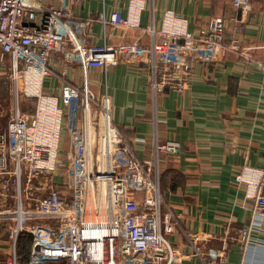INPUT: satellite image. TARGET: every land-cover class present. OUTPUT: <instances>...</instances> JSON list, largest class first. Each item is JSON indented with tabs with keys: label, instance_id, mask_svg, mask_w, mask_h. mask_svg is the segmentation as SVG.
Listing matches in <instances>:
<instances>
[{
	"label": "built area",
	"instance_id": "built-area-1",
	"mask_svg": "<svg viewBox=\"0 0 264 264\" xmlns=\"http://www.w3.org/2000/svg\"><path fill=\"white\" fill-rule=\"evenodd\" d=\"M68 1V7L57 8L42 0H0V61H10L16 78L30 70L42 74L37 95L30 93L24 80L25 97L38 99L35 110H23L18 96L6 128L0 131V197L6 201L0 219L6 222L12 241L5 264H20L17 247L24 233L32 235L28 264H175L185 256L204 264H227V246L221 250L208 246L199 233H187L189 252L170 240L180 215L164 197L161 161L179 153L182 146L161 143L159 113L152 155L139 159L114 122L112 97L107 91L96 93L88 81L91 69L106 72L122 60L144 64L157 110L163 94H183L194 69L177 50L179 43L210 45L214 58H220L227 48L224 17L210 19L207 31L197 37L189 30L188 20L169 10L161 29L155 27L154 16L145 28L151 37L149 48L138 42L112 45L111 29L141 27L145 0H132L127 16L115 11L110 19L104 14L99 17L104 35L98 45L89 40L91 21L74 18L72 5L85 0ZM251 3L232 0L243 17L251 11ZM239 23L241 27L245 20ZM56 55H62V60L55 61ZM240 56L255 62L250 52ZM76 63L84 83L69 89L70 105L64 109L56 95L41 91L43 80L53 69ZM256 63L264 72V61ZM67 126L71 160L61 158L60 141ZM247 174L258 182L252 195L248 193L254 200L251 216L238 231L240 264H251L249 256L257 245L253 234L264 223V170L245 166L237 176L250 191ZM57 175L60 184L55 183Z\"/></svg>",
	"mask_w": 264,
	"mask_h": 264
},
{
	"label": "crops",
	"instance_id": "crops-1",
	"mask_svg": "<svg viewBox=\"0 0 264 264\" xmlns=\"http://www.w3.org/2000/svg\"><path fill=\"white\" fill-rule=\"evenodd\" d=\"M42 1L57 8L69 5L68 0ZM131 1L85 0L72 5V11L76 20L91 21L89 40L100 45L104 30L99 17L104 14L110 19L115 11L127 16ZM250 9L243 17L233 8L232 0H145L140 28L111 29L110 44L138 42L149 48L151 37L145 28L153 16L155 27L161 29L164 14L171 10L188 20L189 30L197 37L207 31L210 19L224 17L227 48L220 58H214L210 45L179 43L177 50L186 55L194 69L183 94L175 91L163 94L157 110L150 96L146 65L122 60L106 72L101 69L88 72L91 89L98 94L107 91L112 97L114 122L131 141L139 159L152 155L156 111L159 113L157 130L161 143L178 142L182 146L179 153L166 155L161 161L164 197L180 215L170 240L175 247L189 252L187 233H199L208 246L217 250L227 246V264L241 263L238 231L248 223L254 204L247 183L239 182L237 176L245 166L264 170V72L256 63L264 61V0H252ZM242 18L245 23L240 27ZM240 52H250L255 62L243 60ZM60 56L56 55L55 61H61ZM43 82L41 91L56 95L65 109L70 105L69 89L84 83L83 72L79 64H70L66 69H53ZM62 132L61 158L71 160L69 127ZM59 181L57 175L55 183L60 184ZM5 203L0 197V209ZM253 238L257 245L252 247L249 262L264 264V223ZM22 244L20 239L18 246ZM11 247L8 226L0 219V264H5ZM19 254L20 264H24V256L20 251ZM175 264L204 263L197 257L185 256Z\"/></svg>",
	"mask_w": 264,
	"mask_h": 264
},
{
	"label": "rangeland",
	"instance_id": "rangeland-1",
	"mask_svg": "<svg viewBox=\"0 0 264 264\" xmlns=\"http://www.w3.org/2000/svg\"><path fill=\"white\" fill-rule=\"evenodd\" d=\"M2 63L4 67L2 68L3 72L0 73V131L6 128L10 119L12 106L15 104L18 96H20L21 108L26 112H33L37 106L35 100L25 98V73L21 72L16 78L11 70L10 61L5 58Z\"/></svg>",
	"mask_w": 264,
	"mask_h": 264
},
{
	"label": "bare ground",
	"instance_id": "bare-ground-1",
	"mask_svg": "<svg viewBox=\"0 0 264 264\" xmlns=\"http://www.w3.org/2000/svg\"><path fill=\"white\" fill-rule=\"evenodd\" d=\"M41 76L42 74L38 70H30L25 74L24 80L28 83V90L30 93L37 95L39 92L41 87ZM246 178L250 181V192H253L258 181L255 177H252L249 174L246 175Z\"/></svg>",
	"mask_w": 264,
	"mask_h": 264
},
{
	"label": "trees",
	"instance_id": "trees-1",
	"mask_svg": "<svg viewBox=\"0 0 264 264\" xmlns=\"http://www.w3.org/2000/svg\"><path fill=\"white\" fill-rule=\"evenodd\" d=\"M23 240V244L22 246H18L17 250L20 251L23 254V259L22 262L27 261L29 259V255H30V249L32 247V235L28 234V233H24L20 236L19 240Z\"/></svg>",
	"mask_w": 264,
	"mask_h": 264
}]
</instances>
